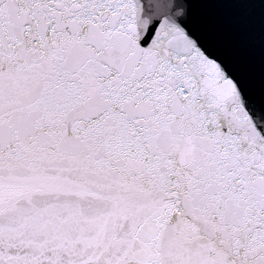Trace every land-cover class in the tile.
I'll list each match as a JSON object with an SVG mask.
<instances>
[{
    "label": "snow or ice",
    "instance_id": "snow-or-ice-1",
    "mask_svg": "<svg viewBox=\"0 0 264 264\" xmlns=\"http://www.w3.org/2000/svg\"><path fill=\"white\" fill-rule=\"evenodd\" d=\"M194 4L264 35V0H0V264H264V111Z\"/></svg>",
    "mask_w": 264,
    "mask_h": 264
},
{
    "label": "water",
    "instance_id": "water-1",
    "mask_svg": "<svg viewBox=\"0 0 264 264\" xmlns=\"http://www.w3.org/2000/svg\"><path fill=\"white\" fill-rule=\"evenodd\" d=\"M193 22L209 46L242 74L256 96L257 107L264 111V103L259 97L264 55L260 7L248 9L194 4Z\"/></svg>",
    "mask_w": 264,
    "mask_h": 264
}]
</instances>
